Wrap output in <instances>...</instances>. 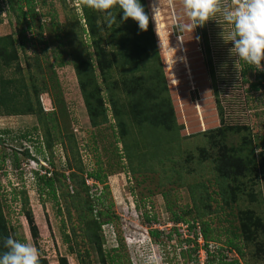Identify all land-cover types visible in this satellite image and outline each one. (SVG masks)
<instances>
[{"label": "rangeland", "instance_id": "rangeland-1", "mask_svg": "<svg viewBox=\"0 0 264 264\" xmlns=\"http://www.w3.org/2000/svg\"><path fill=\"white\" fill-rule=\"evenodd\" d=\"M152 2L140 0L150 19L158 54L144 66L142 75H153L164 85V93L167 92L174 109L178 127L175 133L139 125L133 112L125 113L124 126H117L109 104L108 121L97 115L95 121L100 123L94 125L84 103L75 64L93 61L96 65L91 43L94 37L101 41L99 50L102 48L111 59L115 51L111 41L127 33L134 20L122 21L123 11L113 8L116 25L121 30L113 32V23L109 26L105 13L84 6L80 0L36 1L35 27L28 34L31 40L26 51L19 52V63L28 85L35 80L33 77L37 83L46 85L47 91L39 96L42 109L46 113L54 110L57 128L51 127L46 114L39 120L34 114L0 113V159L3 158L0 195L10 235L37 248L39 256L48 264H59L60 256H65L68 264H78L75 254L69 253L61 238L62 219L64 229L69 231L64 210L71 198L59 194L62 189L85 198L87 193L80 185L82 177L90 185V193H100L103 185L96 182L97 185L92 186L94 180L79 169L91 171L102 166V171L107 173L105 203H111L110 217H103L109 222L101 226L103 248L110 251L114 247L115 253L121 255V260L114 264H206L204 250L200 246L194 250V243L185 241L192 236L186 221L191 224L198 212L203 214L213 237L209 248L214 254L222 248L214 264H221L218 263L221 254L226 255L225 261L239 258L241 264H258L248 252L251 247L247 248L245 259H241L226 248L225 241L231 231L239 233L237 212L241 203L255 206L264 217V178L255 179L257 201L250 202L249 196L243 195V202H231L224 207L220 188L213 181L219 173L222 149L219 144L222 138L217 130L221 126L218 104L226 124L246 126L247 139L250 136L257 141L264 135V91L249 88L255 72L249 69L244 74L246 63L230 53L233 43L225 39L231 38L232 25L225 23L220 13L198 25L192 33L182 34L181 42L176 17L182 22H187V18L180 0H176L175 9L168 6L167 0H161L157 18L160 37L152 20ZM222 4L227 6L224 0ZM6 9L5 6L0 14V36L16 37L15 17ZM60 60L64 65H58ZM82 70L85 79L93 75L91 71L85 74L86 65ZM122 70L119 64H111L106 69V81L101 85L109 88L107 93L113 96L116 105L125 106L132 97L123 92ZM1 73L6 77L18 76L12 68H3ZM99 73L100 68H96L94 74L100 84ZM22 133H26L27 138L19 137ZM235 140L240 142L242 138L228 134L222 142L228 149ZM25 148L32 156L24 155ZM166 155L169 158H165ZM41 166L49 169L47 177L55 170L64 172L67 177L70 171L77 173L75 184L68 178L62 179L63 185L56 190L59 205L34 173L45 174ZM192 184L193 193L188 189ZM165 191L169 194L170 210L165 203ZM57 207L63 214L58 213ZM28 210L33 214L36 233L27 221ZM173 211L183 219L175 221ZM72 221L78 224L75 219ZM80 247L88 249L92 264L99 263V256L92 247L82 242Z\"/></svg>", "mask_w": 264, "mask_h": 264}, {"label": "trees", "instance_id": "trees-1", "mask_svg": "<svg viewBox=\"0 0 264 264\" xmlns=\"http://www.w3.org/2000/svg\"><path fill=\"white\" fill-rule=\"evenodd\" d=\"M36 1L37 0H0V14L5 8L2 5L3 2L7 8L6 11L10 12L15 17L16 32V37L12 34L0 36V113L2 111L7 115L34 114L39 120H41L42 115L46 114L50 119L51 127L56 129L57 124L55 123L54 110L49 113L44 112L39 97L42 92L47 91L46 85L44 83H37L35 77L32 78L35 80L28 85L22 75L23 67L19 63V52L26 51L28 43L31 40L28 34L32 33L35 27L34 19L37 16ZM141 2L143 3V1ZM224 3L228 6L231 0H224ZM88 19L90 18L88 17ZM38 28L40 30L39 33H41L42 26L39 25ZM111 30L113 32L121 31L116 25V22L112 24ZM111 42L115 46V51L111 53V59L107 58L102 48L99 50L101 41L99 38L94 37L91 43L94 46L93 53L97 61L96 65L93 64V61H77L75 64L79 86L92 124L98 125L100 123V121H95L97 115H101V117H103L102 120L108 121L107 110L109 106H107V104H109L117 126H124L125 116L133 112L134 118L139 125H147L153 129L160 128L166 132H177L178 127L176 125L173 105L170 97L166 95L167 92L164 93V85L160 84V80L158 81L155 79L153 75H142L144 66H146L152 58H156V54H158L150 19L149 27L146 32L141 31L137 22L133 21L127 33H123L120 37L114 38ZM151 54L155 55L153 56ZM113 63H117L123 68L121 86L123 87V92H125L130 99L132 97L131 101L127 102L125 106L124 104L116 105L113 96L107 93L109 92V88L104 89L102 87L106 81V69H109L110 65ZM58 65H64V61L60 60ZM83 65H86L85 74H88L89 71L93 73L89 79H85L83 76ZM245 66L243 71L244 74L247 70L253 69V66L247 63ZM37 67L40 72V77L43 78V71L41 70L39 61L37 62ZM3 68H12L14 73H18V76H4L1 73ZM96 68H100L99 74L102 77V83L100 84L96 80L97 75L94 74ZM254 72L255 79L249 84V88L258 90L262 88L261 82L264 78V74L259 70ZM31 75L32 74H30V77H32ZM218 111L221 126L217 130L219 131L222 141L225 140L228 134L231 136L233 134H238L242 138L240 142L235 140L236 142L234 144L231 143L228 149L224 142L220 140L219 143L222 148L220 149V156L218 159L219 173L214 177L213 183L217 184L220 188L222 207L229 206L231 202H243V195L249 196V199H251L250 202L257 201L259 198L256 197L258 195H256L254 186L258 183L255 179L259 180V178H264V135H260L257 141L255 137L248 136L247 139L244 133L247 129L246 126L226 124L223 120V111L219 104ZM49 133L50 131H48L47 134ZM19 137L27 138V134L22 133ZM214 143L218 142L214 141ZM16 152L17 151L14 152L15 160ZM23 153L25 156H32L27 148L24 149ZM167 155L165 158H169ZM32 158L35 157L33 156ZM1 161L3 162V158L0 159V167ZM49 162L53 165L51 161ZM41 168H44L45 174H39L38 171H34V173L37 175L39 181L42 180L44 188H47L54 202L59 205L56 190L63 185L62 179L68 178L72 184H75L77 183V173L70 171L67 177L64 172L55 170L51 172V177H47L46 175L49 169L43 166H41ZM79 170L85 172L86 177H90L94 180L92 186H96V182H98L102 184L103 187L100 193H97V191L90 193L91 187L86 184V178L82 177L80 185L84 187V191L87 193L85 198L80 197L77 192L70 194L68 191H62L61 189L59 196L66 198V196L69 195L71 198L70 205H67L64 210V212L66 211V217L70 224L68 227L69 231L66 232L64 229L65 223L62 219L61 238L69 253L75 254L78 264H92L88 257V249H81L80 242L84 243L86 246L92 247L98 254L99 263L97 264H114L115 262H119L121 260V255L115 253L114 247L110 249L112 253L103 248L104 236L102 235L101 226L109 222L107 219H103V217H110L108 211L111 206V203H105V194L108 192L107 185H105L107 173L102 171V166H97V168L91 171H85L82 167ZM111 172L112 171H110V173ZM193 188V184L188 186L191 193H193ZM163 195L166 200L165 203H167V208L170 210L169 194L165 191ZM15 198L16 194H14V199ZM26 200L27 199L24 197V202ZM57 208L58 213L63 214L61 208ZM202 215V213L198 212L196 214V220L191 221V224L189 221H186L188 230L192 236L189 235L185 241L194 243V250H197L198 246H200L206 254V264H214L222 248H219L218 254H214L213 250L209 248V242L213 240V237L209 234L208 224L203 220ZM26 218L30 228L36 233L37 228L31 211H27ZM173 218L175 221L183 219L182 216L177 215L176 211H173ZM73 219H75L78 224H75L72 221ZM237 219L239 233L234 234V232L231 231V236H228L225 241L226 248L229 251L236 252L241 259H245L246 250L248 247H251L248 251L250 255L256 261L258 260V264L262 262L264 264V217L260 215L255 206L243 202L238 209ZM196 225L199 226L196 227ZM196 228L198 230H196ZM10 230L9 222L3 214V203L0 195V253L6 251V249L3 248V240L5 237L11 236ZM198 238H202V243H198ZM225 256L226 255L221 254L218 258V263L241 264L239 258L225 261ZM39 264L48 263L44 257L39 256ZM59 264H68L65 256L59 257ZM245 264L248 263L245 262Z\"/></svg>", "mask_w": 264, "mask_h": 264}, {"label": "clouds", "instance_id": "clouds-1", "mask_svg": "<svg viewBox=\"0 0 264 264\" xmlns=\"http://www.w3.org/2000/svg\"><path fill=\"white\" fill-rule=\"evenodd\" d=\"M84 6L103 12L109 21V26L116 22L112 9L118 7L123 11L122 21L129 18L136 21L141 31H147L149 16L146 14L140 0H80ZM170 8L175 9L176 0H167ZM183 15L187 22L176 17L178 40L182 34L192 33L198 25L205 24L210 17L220 13L224 22L232 25L231 38L224 39L233 43L230 53L264 71V0H231L230 5L224 6L222 0H180ZM161 9V0H153L151 4L152 20L156 24L159 35L158 16ZM6 251L0 253V264H39L38 249L27 242L14 239L11 236L3 240Z\"/></svg>", "mask_w": 264, "mask_h": 264}, {"label": "built area", "instance_id": "built-area-1", "mask_svg": "<svg viewBox=\"0 0 264 264\" xmlns=\"http://www.w3.org/2000/svg\"><path fill=\"white\" fill-rule=\"evenodd\" d=\"M2 5L5 7L6 5L5 4H3V2H2ZM262 64H264V61H262ZM253 71H256L257 69L253 66V69H252ZM260 71V70H259ZM263 72V74H264V71H262ZM261 85H262V89H263V91H264V78H263V80H262V82H261ZM187 225V224H186ZM200 240H202V238H199L198 239V241H200ZM199 243H202V242H199Z\"/></svg>", "mask_w": 264, "mask_h": 264}]
</instances>
